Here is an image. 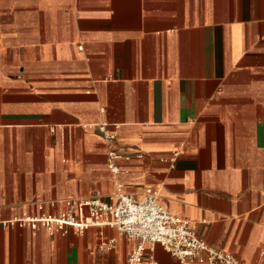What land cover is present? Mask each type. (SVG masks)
<instances>
[{
    "label": "crops",
    "instance_id": "crops-1",
    "mask_svg": "<svg viewBox=\"0 0 264 264\" xmlns=\"http://www.w3.org/2000/svg\"><path fill=\"white\" fill-rule=\"evenodd\" d=\"M119 184L264 264V0H0V264H126L114 226L16 222Z\"/></svg>",
    "mask_w": 264,
    "mask_h": 264
},
{
    "label": "built area",
    "instance_id": "built-area-1",
    "mask_svg": "<svg viewBox=\"0 0 264 264\" xmlns=\"http://www.w3.org/2000/svg\"><path fill=\"white\" fill-rule=\"evenodd\" d=\"M108 145V167L115 175L122 168L118 160L123 158L115 147L117 126L111 128L106 122L98 124ZM177 154V153H176ZM129 159V156H124ZM66 209L57 215L40 217L23 216L16 222L29 225L32 229L45 227L50 233H66L72 227L84 233L91 226H114L121 234L136 242L127 257L126 264H143L146 244L151 250L156 245L163 246L180 264H246L233 253L209 244L196 231V226L187 218L172 213L160 201L157 189L146 188L141 197L130 194L119 184L117 191L108 199L99 195L90 198H68ZM115 239L105 242L103 247L114 246ZM149 264H159L153 253Z\"/></svg>",
    "mask_w": 264,
    "mask_h": 264
}]
</instances>
